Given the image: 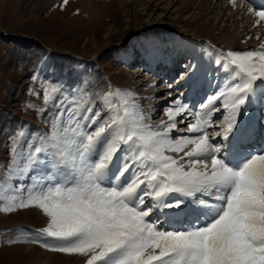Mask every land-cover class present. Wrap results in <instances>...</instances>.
Instances as JSON below:
<instances>
[{"label":"snow or ice","instance_id":"6c2138e0","mask_svg":"<svg viewBox=\"0 0 264 264\" xmlns=\"http://www.w3.org/2000/svg\"><path fill=\"white\" fill-rule=\"evenodd\" d=\"M255 15L264 20V10ZM218 63L227 76L214 94L196 110L181 93L162 130L144 122L134 93L110 88L100 97L104 117L74 102L28 151L18 131L0 176V213L40 209L47 224L32 242L84 264H264V147H253L261 132L243 119L264 114V45L229 50ZM42 89L45 104L61 90ZM217 104L223 119L210 136Z\"/></svg>","mask_w":264,"mask_h":264},{"label":"rangeland","instance_id":"374dc122","mask_svg":"<svg viewBox=\"0 0 264 264\" xmlns=\"http://www.w3.org/2000/svg\"><path fill=\"white\" fill-rule=\"evenodd\" d=\"M211 1L0 0V176L12 159L11 138L18 131L26 133L28 143L22 146L28 151L29 144L49 133L50 122L60 109L74 106V102L88 101L86 107L104 117L107 110L100 97L110 88L131 91L135 85L131 92L146 113L144 122L156 130H162L156 124L167 120L166 109L181 93L189 105V97L197 94L190 106L199 110L227 76L218 63L222 57L229 50L259 49L258 41H264V20L257 24L255 15L264 10V2L238 0L243 7L230 11L226 7L228 0H220L217 7ZM250 8L254 11L246 10ZM195 25L199 26L197 33L187 34ZM215 27L228 33L227 41L241 42L229 47L210 39L209 34L219 35ZM245 42L249 44L240 46ZM135 70L140 76L136 75L130 81L132 87H127V75ZM148 73L150 85L145 88L141 83ZM33 76L37 79L33 80ZM203 79L210 81L206 83V93L198 85ZM45 83L61 89L48 104L43 100ZM170 93L174 97L166 101ZM161 97L165 99L161 101ZM29 104L35 107H27ZM148 104L152 105L147 107ZM217 107L222 111L213 117L210 136L220 131L217 125L223 119L222 105ZM243 119L248 122L250 116ZM187 124L178 125L172 138L186 134ZM123 155L118 154L117 167ZM131 176L129 171L124 179ZM23 183L30 184L31 178L26 177ZM146 203H151L150 198ZM152 218H156L155 214ZM46 223L47 217L36 207L0 213V264H82L78 255L49 251L32 242L43 239L40 230ZM48 242L53 243L50 239Z\"/></svg>","mask_w":264,"mask_h":264},{"label":"bare ground","instance_id":"6f19581e","mask_svg":"<svg viewBox=\"0 0 264 264\" xmlns=\"http://www.w3.org/2000/svg\"><path fill=\"white\" fill-rule=\"evenodd\" d=\"M243 1V0H242ZM262 2H264V0H261ZM206 2V1H205ZM211 3L214 5V7H217V5L220 3V0H212L211 1ZM263 5V4H262ZM226 7L228 8L227 10H234V11H236L237 9H240V8H242L243 7V2H240V1H238V0H235V3L233 4V3H230V0H228V3H227V5H226ZM246 10H248L249 11V9H246ZM243 13V12H242ZM198 25L200 26V27H205L206 25L204 24V23H198ZM198 25H195L194 27H191L190 29H189V33H187V34H190V35H193L194 33H197V29L199 28V26ZM211 29H212V27H210ZM214 29H219L218 27L216 28H214ZM228 33L227 32H223V31H221L220 29H219V35H214V34H209V36H210V39H213L214 41H216V42H221V43H225V45H228L229 47H235V45H237L238 43H240L241 42V40H238V41H235V40H233V41H231V40H226L225 39V36L227 35ZM249 43L248 42H245V44L243 43L242 45H240V46H243V47H245V45H248ZM261 44L262 45H264V41H258V45L259 46H261ZM222 45H224V44H222ZM200 58V61H202V58L201 57H199ZM184 67H187V66H184ZM175 67H173L172 69H174ZM136 75H138V77L140 76V74H139V72L137 71V70H135V71H133V72H130V74L129 75H127V80H126V86L127 87H132V83L130 82V81H132L135 77H137ZM148 76H147V78H145V80H143L144 82H142L141 84H143V83H145L144 84V86H145V88L147 87L148 88V86L147 85H150V81H148L147 82V79H148V77H149V73L147 74ZM141 76H142V74H141ZM145 77V76H144ZM172 85V84H171ZM169 86V85H168ZM133 89L132 90H135L134 88H135V85H134V87H132ZM130 90H131V88H129ZM131 90V91H132ZM175 91H177V90H175ZM134 92V91H133ZM186 94H187V92H186ZM185 94V95H186ZM169 95V94H168ZM172 96V93H170V95L165 99L164 97H161V101L162 100H166V101H168V100H170V97ZM174 97V95L172 96V98ZM159 100V101H160ZM193 102H196V101H193ZM195 104V103H194ZM152 104H148L147 105V107L148 106H151ZM139 106H141V105H139ZM154 109V108H153ZM140 110H141V112L143 113V115H144V117H146V113L143 111V107H141L140 108ZM151 112V111H150ZM153 112V111H152ZM218 114V116H220V114L219 113H216L215 115H217ZM260 113L258 112V116H260L259 115ZM260 117H262V116H260ZM191 123L192 121L191 120H186L184 123ZM156 123H158V122H156ZM183 123H178V125H182ZM261 125H264V124H261ZM158 125L156 124V127H157ZM264 128V127H263ZM261 126H259L258 128H257V130L258 131H260V132H262V129H263ZM263 142V140L261 141V143ZM29 178H30V176H29ZM28 180V179H27ZM25 185H28V184H26V183H24ZM47 224V223H46ZM67 257H68V255H67ZM70 257V256H69ZM74 257V256H73ZM64 259V258H63ZM81 260H80V262L82 263V264H84V258L83 257H81L80 258ZM71 262V261H70ZM79 262V261H78ZM66 264V263H65ZM67 264H69V263H67ZM74 264V263H73ZM76 264V263H75Z\"/></svg>","mask_w":264,"mask_h":264}]
</instances>
